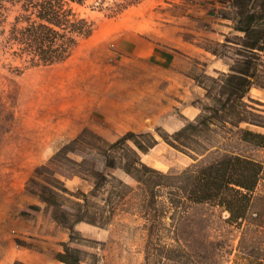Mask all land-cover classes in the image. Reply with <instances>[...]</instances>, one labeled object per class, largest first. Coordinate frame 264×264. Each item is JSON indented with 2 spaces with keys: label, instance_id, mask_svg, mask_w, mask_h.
<instances>
[{
  "label": "rangeland",
  "instance_id": "374dc122",
  "mask_svg": "<svg viewBox=\"0 0 264 264\" xmlns=\"http://www.w3.org/2000/svg\"><path fill=\"white\" fill-rule=\"evenodd\" d=\"M123 1L129 3L118 12L108 9L114 2ZM194 3V0H87L74 8L79 15L92 21L90 33L79 37L64 59L36 66L24 64L11 53V49L2 46V36L17 14L20 0L0 3V243L3 264H8L7 256L20 249H38L36 244L52 253L61 250L52 244L21 237H31L22 232L19 218L20 211L27 206L25 195L48 194L42 186L55 184L56 178L71 192H87L91 188V169L115 176L126 187L122 188V196H111L113 211L109 222L102 227L92 225L89 231L76 230L69 246L80 251L81 264H146L147 229L141 213L143 193L119 165L106 170L105 157L101 154V148L126 130L107 128L103 121L94 123L90 116L92 110L104 113L110 110L109 99L119 98L124 86H129L126 83L132 77L129 68L133 60L123 49L125 44H121L124 47L116 46L117 37L134 32L154 42L153 38L160 36L161 32L166 36L173 35L171 25H185L178 22L176 16L187 12ZM225 10L227 13L235 11L226 7ZM187 34L183 31L184 36ZM228 38L235 41L239 37L232 33ZM235 46L232 43L217 46L218 52L230 64L236 58ZM258 74V80L264 82V51L260 53ZM202 81L205 92L211 89V96L215 94L216 86L210 77L202 78ZM146 86L149 112L150 103L154 102L150 98L154 86ZM259 92L264 93V88L251 86L246 96L254 101L245 100L264 114V95ZM129 94L128 98L138 95L132 89ZM211 102L210 96L204 95L199 102V113L202 106ZM164 112L169 120L175 113L171 110ZM145 126L146 130L135 132H150L157 142L146 153H140V159L163 172H178L193 162L200 163L230 152L264 163V147L244 141L237 134L212 132L206 139V150L193 160L170 147L157 134L171 133L181 126L165 130L157 125L156 120L150 119L146 120ZM241 127L264 132V128L257 125L243 123ZM63 145L66 147L60 150ZM109 154L118 163L123 159L120 149H113ZM115 185L114 179L103 184L101 193L95 198L101 206L103 202L99 197H105ZM255 193L264 194V173ZM57 200L59 207L45 204L44 219L53 218L58 208L74 210L71 202L74 197L62 195ZM107 209L104 207V214ZM226 216V212L210 204H191L174 223L173 232L164 230L161 233V241L176 244L171 238L174 236L178 245L200 264H240L241 230L227 223ZM166 222L170 223L169 220ZM244 240L245 244L249 243V239ZM12 264L25 263L16 260Z\"/></svg>",
  "mask_w": 264,
  "mask_h": 264
},
{
  "label": "trees",
  "instance_id": "16d2710c",
  "mask_svg": "<svg viewBox=\"0 0 264 264\" xmlns=\"http://www.w3.org/2000/svg\"><path fill=\"white\" fill-rule=\"evenodd\" d=\"M86 1L20 0L18 12L2 36V46L11 49V53L28 66L64 59L77 39L88 35L92 29V21L74 8ZM128 3L114 2L108 9L118 12ZM231 4L238 15L234 28L242 34L235 41L227 39L236 45V58L226 73L210 78L216 92L211 96V89H206L205 96H210L212 102L202 106L193 121L177 130L157 132L166 144L193 160L206 150V139L212 132L237 134L244 141L264 147V132L241 127L246 123L264 128V114L245 100L254 101L246 96L251 86L264 88V82L257 78L260 53L264 51V0H232ZM156 142L157 138L150 132L126 131L101 148L105 169L119 165L143 193L141 213L147 229L146 264H200L178 245L174 236L171 238L176 244L162 242L160 238L164 230L174 231V223L189 205L200 203L218 207L226 212L227 223L240 228V264H264V194L255 193L264 173V163L230 152L200 163L193 162L178 172H163L140 159V153H146ZM113 149H120L123 159L119 163L109 154ZM89 174L92 180L87 192H71L56 178L55 184L42 186L48 194L37 193L45 204L58 207V196L75 198L71 200L72 212L58 208L53 215V219L68 230V239L61 242V250L53 254L66 264L82 262L80 251L69 246L76 233L75 223L83 221L99 227L107 224L113 211L111 196H122V188L126 187L122 180L105 171L91 169ZM109 179L116 180L117 185L105 197H99L103 202L101 206L95 198ZM104 207H108L107 214ZM38 209L37 205H27L20 213L27 215ZM244 238L249 239V243L245 244Z\"/></svg>",
  "mask_w": 264,
  "mask_h": 264
},
{
  "label": "crops",
  "instance_id": "0c3cea01",
  "mask_svg": "<svg viewBox=\"0 0 264 264\" xmlns=\"http://www.w3.org/2000/svg\"><path fill=\"white\" fill-rule=\"evenodd\" d=\"M194 1V6L187 12L176 16L177 21L185 25L169 27L173 35L166 36L165 32H161L162 35L153 38L154 42L134 32L117 37L116 46L124 47L121 44H125L123 49L133 60L129 68L132 77L119 98L109 99L110 110L105 113L92 110L90 117L94 123L103 121L107 128L135 132L146 130V120L150 119L156 120L157 125L165 130H174L197 116L199 102L205 95L202 78L226 73L230 66L229 60L218 52L217 46L230 43L227 39L232 33H242L234 28L238 19L236 11L227 13L224 7L232 0ZM183 31L189 34L184 36ZM148 77L151 80L148 81ZM147 84L154 86L150 93V100L154 102L150 103L149 112ZM131 89L137 91V97L128 98ZM166 110L175 112L169 113L171 120L166 119ZM25 197L26 205H37L39 209L31 214L19 215L22 232L31 235L21 237L60 248V243L68 239V230L53 218L44 219L42 212L45 203L37 195L26 194ZM91 227L92 224L83 221L74 225L77 231H89ZM37 234L38 237L35 236ZM35 246L38 249L25 247L16 251L12 256H7L6 261L8 264L16 260L25 264H66L57 260L54 253L46 251L41 244ZM0 264H3L1 243Z\"/></svg>",
  "mask_w": 264,
  "mask_h": 264
},
{
  "label": "built area",
  "instance_id": "2783aa9c",
  "mask_svg": "<svg viewBox=\"0 0 264 264\" xmlns=\"http://www.w3.org/2000/svg\"><path fill=\"white\" fill-rule=\"evenodd\" d=\"M224 7L228 8V9H232L233 8V6H232V4L230 2L225 3Z\"/></svg>",
  "mask_w": 264,
  "mask_h": 264
}]
</instances>
